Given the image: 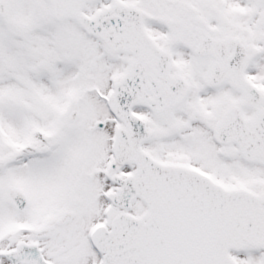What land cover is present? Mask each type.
<instances>
[{
  "label": "snow or ice",
  "instance_id": "snow-or-ice-1",
  "mask_svg": "<svg viewBox=\"0 0 264 264\" xmlns=\"http://www.w3.org/2000/svg\"><path fill=\"white\" fill-rule=\"evenodd\" d=\"M0 264H264V0H0Z\"/></svg>",
  "mask_w": 264,
  "mask_h": 264
}]
</instances>
